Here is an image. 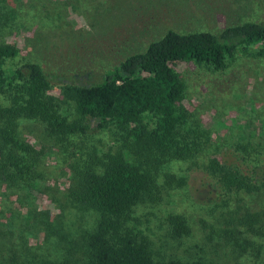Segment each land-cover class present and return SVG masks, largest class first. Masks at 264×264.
I'll return each mask as SVG.
<instances>
[{
    "label": "rangeland",
    "instance_id": "374dc122",
    "mask_svg": "<svg viewBox=\"0 0 264 264\" xmlns=\"http://www.w3.org/2000/svg\"><path fill=\"white\" fill-rule=\"evenodd\" d=\"M15 1L0 13V43L19 50L21 60L39 65L63 100L61 85L92 86L128 57L145 52L169 30L179 34L220 35L247 22L264 24V0H35ZM258 49L237 53L223 71L179 64L186 79L189 124L208 140L195 159L173 162L168 171L186 177V186L167 188L157 204L139 205L133 222L151 243L158 260L215 264H264V236L244 235L254 243L242 252L226 231L246 213L262 217L264 191L229 193L213 182L206 167L218 155L248 173L264 168V57ZM20 60L10 61L14 68ZM64 112L69 111L65 105ZM152 124L151 119H146ZM85 136L58 143L37 120L22 119L19 131L42 152L34 186L0 181V264L76 261L85 254L84 236L97 227L98 214L75 204L68 191L73 166L95 153L119 147L114 126L96 121ZM83 144V145H82ZM79 145L83 153L74 156ZM164 179H160L163 183ZM182 215L190 234L175 238L169 215ZM239 229L244 230L243 227Z\"/></svg>",
    "mask_w": 264,
    "mask_h": 264
},
{
    "label": "trees",
    "instance_id": "16d2710c",
    "mask_svg": "<svg viewBox=\"0 0 264 264\" xmlns=\"http://www.w3.org/2000/svg\"><path fill=\"white\" fill-rule=\"evenodd\" d=\"M15 1L0 0V13ZM35 0H27L32 5ZM258 49L264 57V24L247 22L225 28L220 35L209 32L179 34L169 30L148 49L134 54L92 86L61 85L63 100L51 95L53 85L42 68L21 60L17 47L0 43V181L15 187L37 180L39 152L19 131L22 119L37 120L46 126L48 137L58 143L89 133L91 121L99 129L114 126L119 147L103 157L95 153L84 165L73 166L75 175L68 197L80 207L98 214L97 227L84 236L82 259L40 264H215L194 261L158 260L151 243L133 223L139 205L157 204L167 188L186 186V177L168 171L173 162L197 157L208 140L204 130L190 124L191 112L185 105L186 79L179 64L225 70L237 53ZM20 60L14 68L10 61ZM69 107L68 112L63 107ZM146 119H151L148 124ZM83 145V144H82ZM79 145L73 153H83ZM221 190L229 193L264 191V168L248 173L213 156L205 168ZM163 178V183L160 179ZM175 238L190 234L182 215H169ZM237 226L226 231L242 252L254 243L244 235L264 236L262 217L246 213ZM243 227L244 230L239 229ZM31 264V263H23Z\"/></svg>",
    "mask_w": 264,
    "mask_h": 264
}]
</instances>
